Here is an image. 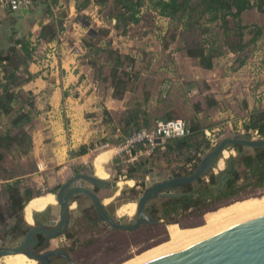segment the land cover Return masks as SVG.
Masks as SVG:
<instances>
[{
	"label": "rangeland",
	"instance_id": "rangeland-1",
	"mask_svg": "<svg viewBox=\"0 0 264 264\" xmlns=\"http://www.w3.org/2000/svg\"><path fill=\"white\" fill-rule=\"evenodd\" d=\"M111 1L116 4L118 0ZM178 1L179 4L186 5L175 18L162 16V19L158 20L151 12H144L143 25L148 28L145 31L140 30V26L131 30L124 27L110 36L108 29L92 27L98 34L96 39L88 43L91 45L95 78L99 80L100 86L105 87L112 96L115 88L124 92L123 108L115 111V116L109 113L103 116L101 122L103 132L108 135L94 139L90 147L91 157L113 147L119 149L131 132L137 129H152L161 120L181 119L191 131L195 130V133L188 138V146L183 148L178 149L177 144H173V148L169 149L167 145L164 149L158 148L136 161H130L127 154L117 155V161L111 169L113 176L107 180L112 183V187L103 189L100 194L105 198V204L110 207L113 217L123 224H128L136 218L137 201L146 190V184L152 181L151 170L155 174L162 175L163 179L188 176L194 171L196 163L224 139L237 135L234 129L226 124V120L216 118V112L220 107L216 95L221 90L222 79L229 78L243 67L252 68L258 64V67L264 70V13L259 2L253 1V8L244 13L240 20L230 17L223 22L213 21V16L204 12L205 8L200 0ZM146 2L150 0H144L142 7ZM110 12L107 10V15ZM107 22L112 26L110 19H107ZM144 33H154L153 36L156 38L154 41L148 39L147 42L144 40L139 42L137 37L132 44L129 40L113 45V41L119 35L128 34L134 37L138 34L143 36ZM258 33L261 34L259 40L255 44H250ZM115 47L121 48L115 51ZM200 47H204L213 57V68L216 71L202 68L198 60L188 55L189 49ZM242 47L245 48L240 49ZM113 51L117 54L111 55ZM9 55L2 53L0 58ZM28 61L22 55L15 53L8 66L0 67L5 74L3 81L0 72V208L3 211L8 209L6 190L8 184L20 181L21 187L32 189L35 196L41 193L45 196L56 194L60 189L59 185L71 177L69 169L63 170V167L56 166L43 170L42 182L32 175L37 170V158L28 139L22 134L23 127L29 133V125H26L24 115L34 113L35 103L33 96L23 90V86L29 81ZM13 70L16 76L8 80L7 73ZM114 75H116L115 80ZM259 84H264V81ZM6 85H9L8 94L5 92ZM259 118L260 114L255 113L251 124L253 120L255 123ZM15 121H19L17 125ZM246 137L256 141L262 139L255 136ZM231 156H237L233 147L228 148L216 162L213 172L219 174L225 171L226 161ZM92 159L89 158V161ZM145 162L144 172L137 173L135 179L128 177L129 172L136 165ZM90 167L89 162L85 166L76 164L74 168L92 173L93 168ZM153 179L158 180L156 175ZM180 191L177 190V193ZM262 197H264V189L253 193L246 192L238 202ZM159 200L149 204L156 205L160 209L164 202ZM238 202H230L228 206L219 209L224 211L221 212L225 217L222 223L210 230V237L264 215L262 213L237 217L233 211L236 206L233 205L235 206L233 208L229 206ZM131 204L135 205V212L131 215L122 213V209ZM79 210L94 212L87 198H82ZM36 215H33L32 221L27 220L24 209L22 218L27 227L33 225ZM207 215L202 217L190 212L181 213L173 217L178 223L166 226L161 223L155 227L143 226L134 232L114 230L107 225L94 226L83 217L72 230L75 241L69 245L76 247L74 258L79 264H126L148 251L169 243L170 226L176 225L182 230L191 231L206 228ZM14 225L15 221L10 218L7 223L0 221V234L4 237L0 241V246H10L12 243L10 237L13 234L7 235V233ZM190 243L196 244V242ZM180 246L177 247V251L189 247L187 243L184 248L182 244ZM57 247L58 244L54 242L53 249ZM175 250L170 254L176 252ZM4 259L0 260V264H4Z\"/></svg>",
	"mask_w": 264,
	"mask_h": 264
},
{
	"label": "crops",
	"instance_id": "crops-1",
	"mask_svg": "<svg viewBox=\"0 0 264 264\" xmlns=\"http://www.w3.org/2000/svg\"><path fill=\"white\" fill-rule=\"evenodd\" d=\"M115 8L116 4L111 0H38L37 6L27 13L0 14V56L15 48L16 53L29 60V81L23 90L32 95L35 102L28 130L32 151L37 158V170L32 175L38 181H43V170L54 166L71 171V177L60 187L75 175H91L104 181L113 176L111 169L117 161L118 149L113 147L91 157L90 147L94 139L108 135L103 132V116L106 113L115 116V111L123 108V101L113 98L112 93L101 87L95 78L91 48L86 43L98 32L90 36L89 29L78 21V17L87 19L92 27L108 29L113 36L115 31L124 27L131 30L140 26V30L145 31L148 28L143 25L144 12L153 14L158 11L146 2L137 16L140 21L125 25L117 22ZM107 10L111 11L109 15ZM107 19L111 20L112 26ZM44 27H50L55 37L46 32L43 38ZM128 34L119 35L113 45L129 40L132 44L137 37L139 42L156 38L154 33L134 37ZM23 45H27L28 52ZM257 67L258 64L252 68L243 67L229 78L222 79L221 90L216 95L220 106L216 118L226 120L237 135H249L255 131L247 127L255 113L264 111V84H259L264 81L261 79L264 70ZM83 147L89 148V152L79 155ZM89 158L93 159L89 161ZM100 158H106L101 164L103 176L99 175L96 165ZM89 162L92 173L74 168L76 164L85 166ZM48 196L53 197L51 203L44 210H34L32 219L34 214H43L48 207L57 205L56 194L43 196L41 193L30 202Z\"/></svg>",
	"mask_w": 264,
	"mask_h": 264
},
{
	"label": "trees",
	"instance_id": "trees-1",
	"mask_svg": "<svg viewBox=\"0 0 264 264\" xmlns=\"http://www.w3.org/2000/svg\"><path fill=\"white\" fill-rule=\"evenodd\" d=\"M144 0H118L116 2V10L114 14H117V22H122L126 25L127 22L138 23L140 19L137 17L140 14V9L142 7ZM187 2L190 0H186ZM201 4L204 6V12L213 16V21L226 20L230 17L233 19L240 20L242 15L253 8V1L255 0H200ZM263 7L261 10L264 13V0H256ZM154 9L159 11L161 16H168L175 18L177 14L182 10V7L186 5L185 3L179 4L178 0H150L149 2ZM46 32L52 34V38L55 37V33L52 32L51 28L44 27L42 30L43 38L46 36ZM258 33L250 44H255L260 37ZM97 36L91 37V41L96 39ZM25 50L27 45H23ZM88 48L91 45L86 43ZM242 47L240 49H244ZM16 53L15 48H11L8 57L0 58V67L8 66V62L11 57ZM111 55L117 54L115 51L110 53ZM188 55L199 61L202 68L206 70H211L214 67L213 57L208 54L204 47L197 49H189ZM30 56V55H29ZM121 56V55H120ZM121 60V57L118 56ZM16 76L15 70L7 73V79H14ZM116 75L113 76L115 80ZM9 85H6L5 92L9 93ZM11 96V95H10ZM124 96L123 91H118L115 88L113 98L122 100ZM7 113L9 110L6 111ZM260 118L257 122L253 123L247 127V129H254L258 131L260 137L264 139V111L258 112ZM26 119V125L31 123V116L24 115ZM172 120V119H171ZM20 121V120H19ZM19 121H15V125ZM25 125V126H26ZM25 127L22 128V134L28 139L29 145L32 146V139L28 132L25 131ZM150 129V128H147ZM189 129V128H188ZM142 129H137V131ZM190 131V135L183 139L170 140L166 143L169 149H172L173 144H177V148H183L188 146V138H190L195 130ZM135 131L131 132V136ZM129 136V137H130ZM250 136V135H246ZM15 140V139H14ZM171 143V144H170ZM237 152V156H231L226 161V170L216 174L213 169L202 179L197 181L195 184L188 185L181 188L179 194L183 196L177 198H161L164 203L159 209L156 205H151L150 215L153 219L163 221L165 225L178 223L173 217L178 216L181 213H194L198 216L204 217L206 214L220 211L219 209L228 206L230 202H238L244 193H253L264 189V148L262 149H251L242 146L233 147ZM89 152V148L83 147L79 151V155H85ZM200 163V160L195 165V169ZM146 162L143 164H138L136 167L129 172L128 177L135 179L134 176L137 173H142L146 170ZM194 169V170H195ZM193 173V172H192ZM224 173H227L229 180L227 181L225 187L221 189V181ZM191 174V173H190ZM188 174V175H190ZM138 180V179H137ZM140 180V179H139ZM8 196V209L3 211L0 208V221L2 223H7L8 218L15 221V225L12 230L7 233L11 235L17 233L18 236L24 235L29 227H27L22 218V212L24 211L26 205L35 197L32 189L22 188L20 181H15L10 183L6 187ZM134 191V190H133ZM135 192V191H134ZM263 198V197H262ZM159 200V201H160ZM255 200V199H251ZM249 201V200H246ZM243 201V202H246ZM238 202V203H243ZM226 203V204H225ZM238 203L232 204L236 205ZM229 206V207H231ZM217 211V212H218ZM4 237L0 234V241Z\"/></svg>",
	"mask_w": 264,
	"mask_h": 264
},
{
	"label": "water",
	"instance_id": "water-1",
	"mask_svg": "<svg viewBox=\"0 0 264 264\" xmlns=\"http://www.w3.org/2000/svg\"><path fill=\"white\" fill-rule=\"evenodd\" d=\"M23 13L27 12L24 11ZM78 21L89 29L90 36L96 35V30L92 28L91 23L87 19L78 17ZM237 146L262 149L264 148V139L256 141L243 135L226 138L208 153L200 161L193 173L188 176L163 179L162 175L155 174L151 170L152 181L146 184V190L137 201L136 218L128 224H123L109 216L101 199L93 191L92 187L86 186V183H88L94 187L105 188L111 186L110 182L91 175H75L62 187L58 197V203L61 207L60 224L51 231H47L41 226H33L28 232L25 241L19 247L8 248L0 246V260L6 257L24 255L38 264H49L53 257H58L59 253L56 251L36 255L32 251L27 252L26 248L29 243H37L35 236L47 234L49 236L48 240H50L57 238L63 233L69 224V214L72 212L69 209V202L74 200L77 195L89 197L101 221L114 230L134 232L143 226H157L160 221L153 219L149 215L151 207L149 203L161 198L183 196V194L177 193V190L195 184L204 178L228 148ZM155 175L158 180L153 179ZM228 180L227 173H224L221 189L225 187ZM77 184H80V186H77ZM70 263L73 264L72 262ZM150 264H264V215L171 253Z\"/></svg>",
	"mask_w": 264,
	"mask_h": 264
},
{
	"label": "flooded vegetation",
	"instance_id": "flooded-vegetation-1",
	"mask_svg": "<svg viewBox=\"0 0 264 264\" xmlns=\"http://www.w3.org/2000/svg\"><path fill=\"white\" fill-rule=\"evenodd\" d=\"M70 180H68V181H70ZM64 185H62L60 187L59 191L56 193L57 205L48 207L43 212V214L36 215L37 217H36V220H34L33 225H31V227L27 230V232L24 235L18 236L17 233H14L13 235H11L10 240H12V243L10 244V246L8 248L19 247L25 241V238H26L28 232L30 231V229L33 226H41L44 229H46L47 231H51L56 226H58L60 224L61 207L58 203V197H59L61 189ZM73 186H75V185H73ZM73 186H71V187H73ZM77 186H80V184H77ZM86 186L92 187L93 191L101 199V202L105 206V209H106L107 213L109 214V216L113 217L112 212H110V207H107V205L105 204V198L100 194V192L103 189L110 188V187H112V185L110 187L100 188V187H94V186L86 183ZM82 198H87V200L92 204V208H93L94 212L91 213V211H89V210H86V211H80L79 210ZM69 209H70V211H72L69 214V224L60 236H58L55 239H50V240H48L49 236L47 234L35 236L37 243L36 244H33V242L29 243V245L26 248V251L27 252L32 251V252L36 253V255H41V254H44V253L50 252V251H56L59 253V256L53 257L49 264H71L70 262H72L73 264H79L74 258V253L76 252V247H74V246L72 247L69 245L72 241L73 242L75 241V239H74L75 234L72 232V230L75 229V227L77 226V224L80 223L79 221H81L83 217H85L87 219V221L91 222V224L94 226L98 225L101 227L102 225H107V224L101 221L91 199L85 195H77L74 197V200H70ZM150 210H151V208H150ZM149 215H150V212H149ZM161 223H163V221H160V224ZM151 227H155V226H151ZM109 228H111V227H109ZM54 242H56L58 244V247L56 249H53V243ZM2 247H4V246H2ZM34 264H36V263H34Z\"/></svg>",
	"mask_w": 264,
	"mask_h": 264
},
{
	"label": "bare ground",
	"instance_id": "bare-ground-1",
	"mask_svg": "<svg viewBox=\"0 0 264 264\" xmlns=\"http://www.w3.org/2000/svg\"><path fill=\"white\" fill-rule=\"evenodd\" d=\"M103 157H105V156H103ZM105 159L106 158H100L96 161L97 162L96 165L98 166V169H99V175H101V176H103V172L101 170V164ZM220 165H221V163H220ZM52 200H53V197L48 196L46 198L44 197V198H40V199H37V200L30 202L28 204V206L26 207V216H27L26 218H27V220L32 221V212L34 210H39V211L44 210L47 207L48 203H51ZM235 206H232L230 208L235 207V209H233V211L235 212V215L237 217H243V216L249 217V216L256 215V214L259 215V214L264 213L263 212L264 211V197L260 198V199L249 200V201H246L243 203H238ZM134 212H135V205H132V204L127 205L122 209V213H124V214H130L131 215ZM222 212H224V211H222ZM222 212H221V214L219 213V211L215 212V213L208 214L206 216V222L208 224V226L206 228L191 231V230H182L176 225L170 226V228L168 230L170 232L169 234H170V240L171 241L169 243L162 245V246H159V247H157L151 251H148L144 255H142V256H140V257H138L132 261H129L128 263L129 264H149V263H151V261L154 262L155 259L157 260V258L160 259V257L165 256L167 254H170V252L174 251L175 248H176L175 251L177 252V247L180 246L181 244L183 245V248H184V245L186 243H187V246H189L191 244L190 242L198 243V241H201V240L207 238V236H209V234H211L210 230L216 228L220 223L223 222V220H224L223 217H225V216H223ZM214 235H216V234H214ZM214 235H212V237ZM180 247H182V246H180ZM178 250H180V249H178ZM33 262L37 264L36 261H30L24 255L6 257L3 261L4 264H34ZM128 263H126V264H128Z\"/></svg>",
	"mask_w": 264,
	"mask_h": 264
},
{
	"label": "built area",
	"instance_id": "built-area-1",
	"mask_svg": "<svg viewBox=\"0 0 264 264\" xmlns=\"http://www.w3.org/2000/svg\"><path fill=\"white\" fill-rule=\"evenodd\" d=\"M38 4V0H0V14H16L29 12ZM157 19H162L159 11L153 12ZM164 18V17H163ZM93 24V23H92ZM1 79L4 81V72L0 69ZM190 135L186 123L181 119L158 121L152 129H142L134 132L118 149L119 155H128L130 161H136L139 157L154 152L156 149H164L170 140L183 139ZM261 138L258 131L249 134ZM160 141V143H158Z\"/></svg>",
	"mask_w": 264,
	"mask_h": 264
}]
</instances>
